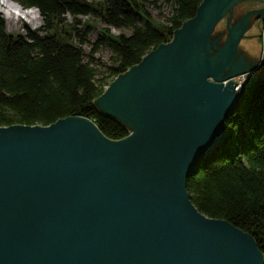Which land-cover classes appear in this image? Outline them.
<instances>
[{
  "label": "water",
  "instance_id": "water-1",
  "mask_svg": "<svg viewBox=\"0 0 264 264\" xmlns=\"http://www.w3.org/2000/svg\"><path fill=\"white\" fill-rule=\"evenodd\" d=\"M239 1L203 0L96 99L128 136L110 139L84 116L0 125V264H264L252 234L203 214L187 189L264 78V53L240 50L264 8L233 19Z\"/></svg>",
  "mask_w": 264,
  "mask_h": 264
},
{
  "label": "trees",
  "instance_id": "trees-1",
  "mask_svg": "<svg viewBox=\"0 0 264 264\" xmlns=\"http://www.w3.org/2000/svg\"><path fill=\"white\" fill-rule=\"evenodd\" d=\"M13 1L37 8L43 23L14 34L0 12V125H50L84 116L119 140L129 128L104 114L96 99L115 77L170 41L203 0H166L172 12L161 23L154 22L149 8L156 0ZM81 16L106 25L95 40V26ZM113 28L130 33L115 34ZM103 48L112 55L101 72L96 55ZM226 128L224 140L188 178L187 189L199 211L252 234L264 255V78L247 88Z\"/></svg>",
  "mask_w": 264,
  "mask_h": 264
},
{
  "label": "rangeland",
  "instance_id": "rangeland-1",
  "mask_svg": "<svg viewBox=\"0 0 264 264\" xmlns=\"http://www.w3.org/2000/svg\"><path fill=\"white\" fill-rule=\"evenodd\" d=\"M251 1H254V2L253 3H244L243 1H239L237 3V4H241L240 7H238V8H240L239 9L240 12H238V15H239L238 17H240L243 14L244 10H247V9L250 10L251 5H253L255 8H264V0H248V2H251ZM152 2H153V0H152ZM155 2L156 3H151V5L149 7L150 11L152 13V18H153L155 23L165 22L166 20H168V16L172 12L171 5L166 0H156ZM24 9H36L37 10V12L39 14V19L37 20V23L30 21L28 16H26V18L22 17V16H19L17 18L13 17L9 23V19L6 17V14L2 10H0V12L3 14V16L6 19V25H7V29L9 32L14 33V34H18V33L24 34L27 27L36 29L42 25L43 19H42V16L40 15V12L37 8L33 7V8H24ZM81 17L83 18L84 21H87V22H89L95 26V28L91 34V39L95 40V38L97 37V34L100 32V29L102 27H105L106 25L103 22H101L99 19L87 18L86 16H81ZM11 22L14 24L13 27L10 26ZM261 22H262V20H260L259 22H255V23L252 22L251 27L248 30L246 37L243 38V40L241 41V44H240L241 49L244 53L247 52L249 54V55L247 54L248 57H251L254 55V56L259 58V57H262V55L264 53V28L262 27ZM36 24H37V26H36ZM225 24H226V20L223 19L218 24V26L216 27L215 32L216 31L218 33L223 32L222 30H225ZM112 30L115 34H119L120 32H123V31H125V33H128V34L130 33V30H121V29H117V28H113ZM173 37H174V35H173ZM173 37L171 38V40L173 39ZM170 41H168V42H170ZM90 48H91V46H85V49L87 51H89ZM111 55H112V52L108 48L101 49V51L96 55L98 58L97 62H99V70L101 72H104V70H105V67H103L102 64L109 63ZM87 58H88V56H87ZM115 79H116V77H115Z\"/></svg>",
  "mask_w": 264,
  "mask_h": 264
},
{
  "label": "bare ground",
  "instance_id": "bare-ground-1",
  "mask_svg": "<svg viewBox=\"0 0 264 264\" xmlns=\"http://www.w3.org/2000/svg\"><path fill=\"white\" fill-rule=\"evenodd\" d=\"M244 3H247L248 0H242ZM241 4H237L234 7H231V11H233V19H235L236 17H238L239 15L237 14L238 12H240V7ZM0 10H2L5 14L6 17L9 19V23L12 20L13 17H25L28 16L30 21H33L35 23H37V20L39 19V14L37 12L36 9H24L22 7H20L18 4H16L13 0H0ZM226 20V19H225ZM8 23V24H9ZM263 23V22H261ZM11 27L14 26V24L11 22L10 24ZM37 26V24H36ZM225 29H227V24H225ZM224 31V30H222ZM248 33V32H247ZM223 34L221 35L218 43L223 44L226 40H227V33H220ZM240 50L241 46H240ZM251 58H257L256 56H251ZM237 80H241V78L237 77ZM238 91H240V88L238 89Z\"/></svg>",
  "mask_w": 264,
  "mask_h": 264
},
{
  "label": "built area",
  "instance_id": "built-area-1",
  "mask_svg": "<svg viewBox=\"0 0 264 264\" xmlns=\"http://www.w3.org/2000/svg\"><path fill=\"white\" fill-rule=\"evenodd\" d=\"M253 73H254V71H251L249 73H246V74H242L240 76H237V77L241 78L240 81L236 79L237 77L234 78V80H236L238 82L237 91L240 88L242 82L245 81L248 78V76L252 75Z\"/></svg>",
  "mask_w": 264,
  "mask_h": 264
},
{
  "label": "flooded vegetation",
  "instance_id": "flooded-vegetation-1",
  "mask_svg": "<svg viewBox=\"0 0 264 264\" xmlns=\"http://www.w3.org/2000/svg\"><path fill=\"white\" fill-rule=\"evenodd\" d=\"M254 1H251V3H253ZM253 8H255L253 5H251V8L250 9H253ZM247 10H249V9H247ZM247 10H244L243 11V13L244 12H246ZM238 14V13H237ZM260 21V19L259 18H257L256 20H255V22H259ZM262 25H264L263 23H262Z\"/></svg>",
  "mask_w": 264,
  "mask_h": 264
}]
</instances>
